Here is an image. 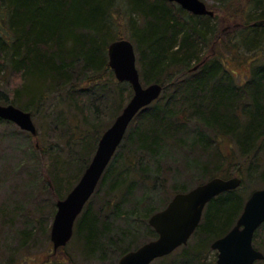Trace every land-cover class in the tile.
Returning a JSON list of instances; mask_svg holds the SVG:
<instances>
[{
  "label": "trees",
  "instance_id": "1",
  "mask_svg": "<svg viewBox=\"0 0 264 264\" xmlns=\"http://www.w3.org/2000/svg\"><path fill=\"white\" fill-rule=\"evenodd\" d=\"M215 1L230 12L222 21L217 11L214 17L195 16L168 0H0V79L9 69L21 80L13 99L0 97V104L28 112L54 93L66 91L72 102L85 94L95 117L94 130L101 136L121 114L124 98L132 94H122L108 57L111 43L128 39L139 56L141 81L158 83L164 90L131 124L96 193L105 188L115 198L124 196L130 204L126 215L149 222L175 195L191 190L175 185L162 206L155 207L153 197L168 187L166 179H157V172H163L160 163L171 155V147L190 157L186 156L187 170L200 176L198 185L216 177L233 178L226 167L235 153L244 161L238 177L242 179L245 169L251 178L264 166V0ZM206 48L212 51L202 57ZM245 49L257 53L260 64L240 84L226 67L223 50L237 56ZM105 97L106 107L99 108ZM220 137L230 138L236 152L226 157L217 146ZM92 141L83 142L81 157L88 161L81 170L94 155L96 141ZM260 176L264 186V170ZM137 182L149 195L133 200L129 194ZM56 188L59 194L64 191L57 180ZM240 188L213 199L189 243L152 264H207L206 251L244 211L248 199ZM125 198L115 205L117 217L123 214ZM90 201L76 221L75 238L88 264L97 255H103L102 264H116L138 248L132 244L138 236L131 229L111 228L90 208ZM148 229L145 243L158 237L152 227ZM260 229L253 244L264 253V241L258 242ZM67 248L59 251L71 262Z\"/></svg>",
  "mask_w": 264,
  "mask_h": 264
},
{
  "label": "rangeland",
  "instance_id": "2",
  "mask_svg": "<svg viewBox=\"0 0 264 264\" xmlns=\"http://www.w3.org/2000/svg\"><path fill=\"white\" fill-rule=\"evenodd\" d=\"M202 1L210 10L219 13L221 21L230 13L220 2ZM224 27L227 26L224 25ZM125 38H127L126 35ZM211 51L212 48L203 49L202 57ZM254 53L245 49L241 55L232 56L227 50H223L225 65L240 84H244L250 78L253 66L260 64L257 61L259 56ZM138 57L137 54V65L140 71ZM119 84L122 85L121 92L124 97L128 92L132 93L129 99L124 98L122 103V109H124L133 96V89L129 83L119 82ZM19 85L21 80L8 69L0 79V97L10 102L14 97V90ZM143 85L148 86L145 83ZM67 93L66 91L54 93L38 108L27 109L32 114L37 128L36 136L23 131L14 123L0 119V264H72L74 261L75 264H88L81 252L78 239L75 238V233L66 249L71 254L69 255L71 262L67 261L61 251L54 252L51 240V226L57 211V203L61 200L60 197L65 198L80 181L103 135L99 137V132L94 130L96 121L85 94L79 95L81 99L77 96L73 98L76 104L71 106L73 102ZM106 101L105 97L100 104L98 101L95 104H99V108H105ZM25 103H27L26 99L22 101L23 106ZM192 130L196 131L195 128ZM87 139L96 141L95 152L90 162L81 170L85 160L88 161L85 155L81 157L83 142ZM216 142L226 157L230 152H236L230 138L220 137ZM171 148V155L165 162L160 163L163 172H157V179H166L168 187L166 193H158V197H153L155 207L162 206L161 204L169 197L175 185H185L192 189L202 180L198 174H193L195 171L187 170L190 157L182 149ZM234 157L235 159H232L231 164L226 168H229L234 177H238V170L243 168L244 161L239 160L236 153ZM122 169L125 171V167ZM263 170L264 166L260 167L251 178L247 177L245 169L243 170L244 185L239 189L241 195L249 199L254 191L264 189L260 176ZM78 174L81 176L77 180ZM132 178V176L128 178L130 182ZM56 180L58 184L61 182L64 190L60 194L56 188ZM113 193L110 190L105 191V188L100 189L93 195L94 197L92 196L90 208L99 218L107 219L111 228L119 227L120 231L131 229L135 232L138 237L132 244L135 245L134 247H140L150 237L148 228L151 226L148 221L126 215L130 212L129 200L124 196L115 198ZM130 194L133 200L149 195L146 188L138 182L135 183ZM123 198H125L124 205L121 207L123 214L117 217L119 212L115 211V205ZM110 200L114 202L107 205ZM261 241H264V229L259 235L258 242ZM217 256L218 252L210 247L205 254L207 264H217ZM102 258L103 255L93 256L90 263L102 264L100 262L104 260Z\"/></svg>",
  "mask_w": 264,
  "mask_h": 264
},
{
  "label": "water",
  "instance_id": "3",
  "mask_svg": "<svg viewBox=\"0 0 264 264\" xmlns=\"http://www.w3.org/2000/svg\"><path fill=\"white\" fill-rule=\"evenodd\" d=\"M168 1L178 4L195 16H215V12L208 9L202 0ZM108 57L109 66L117 81L129 83L133 96L102 135L95 155L80 181L65 199L58 201L51 226L54 252L66 247L73 238L78 217L94 195L135 118L157 101L164 90L158 83L144 87L137 65L136 48L130 40L121 39L111 43L108 47ZM0 119L16 124L33 136L37 135L32 114L13 104H0ZM242 184L240 177H216L186 193L175 195L164 209L149 219V225L158 237L127 252L116 264H152L187 245L199 228L207 205L220 195L237 190ZM263 224L264 189H261L251 194L236 225L224 237L212 243L211 248L218 252L217 264H256L263 261L264 253L253 245L255 234Z\"/></svg>",
  "mask_w": 264,
  "mask_h": 264
}]
</instances>
